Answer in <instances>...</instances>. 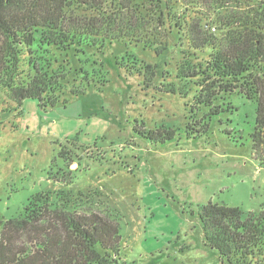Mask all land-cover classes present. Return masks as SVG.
Wrapping results in <instances>:
<instances>
[{"label": "rangeland", "instance_id": "1", "mask_svg": "<svg viewBox=\"0 0 264 264\" xmlns=\"http://www.w3.org/2000/svg\"><path fill=\"white\" fill-rule=\"evenodd\" d=\"M256 2L230 9L246 12ZM194 13L197 22L202 11ZM175 25L155 26V44L98 38L67 52L33 48L29 56L62 77L45 97L57 99L53 106L18 103L0 87V233L33 195L49 194L58 204L73 200L69 209L118 219L121 249L111 264H224L203 243L199 211L209 201L244 212L264 205V163L254 158L249 137L256 104L238 90L219 97L214 105L230 103L236 111L188 138L185 125L196 128L207 111L196 103L204 94L200 82L203 90L211 83L178 74L201 72L210 50L190 48L189 30ZM161 126L177 131L174 140L157 144L134 130ZM67 171L74 172L70 183L54 180Z\"/></svg>", "mask_w": 264, "mask_h": 264}, {"label": "trees", "instance_id": "2", "mask_svg": "<svg viewBox=\"0 0 264 264\" xmlns=\"http://www.w3.org/2000/svg\"><path fill=\"white\" fill-rule=\"evenodd\" d=\"M244 3L249 5L250 0H0V87L18 103L33 99L41 108L53 106L57 99L47 102L45 97L62 77L44 69L49 63L29 56L33 48L67 52L98 38L155 44L153 28L174 21L178 30L182 25L189 30L190 48L210 50L205 69L178 74L201 76L211 83L203 90L200 82L204 94L199 92L196 103L207 111L196 128L185 125L186 136L200 137L209 132L214 118L236 111L230 103L214 105V101L238 90L255 101L249 137L254 158L264 163V0L246 12L230 9ZM219 8H226V13L217 12ZM196 10L202 11L197 22L192 20ZM199 19L209 21L213 31L205 30ZM134 130L157 144L171 142L177 133L165 126ZM73 173L67 171L62 180H54L70 183ZM71 205L70 198L58 204L50 202L49 194L33 195L19 217L2 225L0 264H111L121 249L118 219L109 213L69 209ZM199 215L203 243L217 251L222 263H264V205L258 212H244L209 201L200 206Z\"/></svg>", "mask_w": 264, "mask_h": 264}, {"label": "built area", "instance_id": "3", "mask_svg": "<svg viewBox=\"0 0 264 264\" xmlns=\"http://www.w3.org/2000/svg\"><path fill=\"white\" fill-rule=\"evenodd\" d=\"M212 31H213V29H212Z\"/></svg>", "mask_w": 264, "mask_h": 264}]
</instances>
